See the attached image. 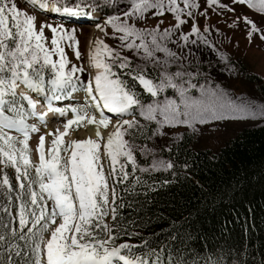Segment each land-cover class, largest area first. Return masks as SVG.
Masks as SVG:
<instances>
[{"label":"snow or ice","instance_id":"1","mask_svg":"<svg viewBox=\"0 0 264 264\" xmlns=\"http://www.w3.org/2000/svg\"><path fill=\"white\" fill-rule=\"evenodd\" d=\"M26 3L42 12L87 18L92 15L88 9L98 7L94 0H26ZM128 4L126 10L106 16L104 26L112 28L111 35L119 44L111 47L101 39L95 41L89 49L90 66L95 74L92 79L84 80L82 74L86 69L71 63L65 50L70 48L76 59H81L75 29L47 22H41L37 29L34 14L21 9L16 0H0V164L5 168L11 166L17 181L14 189L8 174L0 169V194L8 200L3 206L6 215L0 217V229H3L0 252L6 253L7 264H14L13 255L19 257L22 252L23 264H148L141 257L133 260L124 254V250L131 252L134 245L125 242L110 246L117 235L114 231L115 185L129 179V164L133 175L137 172V136L171 135V129L181 125L196 132L197 125L238 116L264 115V104L255 105L244 97H235L215 82L212 79L215 65L210 61L207 71L202 70L200 62L195 64V71L191 70L192 61H188L187 67L179 63L175 72L168 71L172 64L187 60V56L178 55L167 46L171 42L179 48L192 44L196 48L211 49L218 61L225 64V70L231 72L234 65H228L227 54L216 47L217 42L222 43L217 38L223 33L209 23V9L230 28L238 29L243 23L249 41L254 33H259L264 40V27H258L247 15L238 14L235 8L246 5L264 13V0H204L203 7L200 0H128ZM150 11L153 16L168 12L175 22L163 30H160L162 21L155 27H138L137 21L146 20ZM201 16L203 26L199 23ZM189 19L192 23L185 32L182 26ZM95 27L105 32L100 23ZM45 28L51 32L50 46L45 43ZM122 50L131 51L137 61L123 55ZM187 51L188 55L196 54L191 48ZM156 52L165 54L163 66ZM149 62L154 69H160L157 77L148 73ZM20 84L42 96L47 111L60 116L71 112V118L63 123V131L47 133L54 137L47 158L45 134L39 135L36 146L39 163L34 166V176L30 172L33 165L28 155V140L30 133L39 132V128L27 120L35 117L46 123V113L36 111L40 100L26 93L17 94ZM169 89L173 96L167 95ZM77 91L84 93L83 104L54 105L53 102L70 99ZM145 94L152 99L146 102L142 99ZM105 110L114 115V125ZM137 113L146 123L137 119ZM129 115L131 120L123 119ZM84 122L96 126V138L73 139L65 145L62 138L70 126L78 128ZM152 122L155 127L150 128ZM110 125L112 131L105 139L101 128L107 130ZM166 126L168 132H165ZM4 129H14L22 138L17 141ZM180 135L182 138L183 134ZM62 145L65 146L61 148ZM101 146L110 160L111 169L107 174L100 162ZM61 150L66 154L64 157L60 155ZM139 150L145 158L150 151L153 154L151 165L139 167L141 173L175 166L170 160H157L155 149L141 147ZM109 178L114 181L111 227L105 222L109 213ZM13 205L15 216L9 211ZM57 216L60 223L45 241L43 233ZM105 234L107 239L103 238ZM17 240L24 241L23 249ZM152 264H160L159 258Z\"/></svg>","mask_w":264,"mask_h":264},{"label":"trees","instance_id":"2","mask_svg":"<svg viewBox=\"0 0 264 264\" xmlns=\"http://www.w3.org/2000/svg\"><path fill=\"white\" fill-rule=\"evenodd\" d=\"M94 2L96 9L109 13V0ZM147 71L157 77L160 70L148 65ZM246 76L259 80L262 90V79ZM167 95H174L171 89ZM142 99L152 98L145 94ZM136 117L146 123L138 113ZM149 127H155L154 122ZM180 134L182 138L156 150V156L174 163L172 169L141 173L139 167L151 165L152 156L145 158L136 150V174L129 164V179L115 185L117 235L110 246L134 245L124 254L148 264L157 258L160 264H264V122L240 128L214 151L195 148L192 131ZM151 138V133L138 135L137 145L143 147ZM4 171L16 189L11 172ZM7 203L0 194V217H5ZM9 211L15 216L16 206ZM106 223L112 226V215ZM16 243L23 249L24 241ZM24 260L23 252L13 255L14 264ZM0 261L7 264L6 253L0 252Z\"/></svg>","mask_w":264,"mask_h":264},{"label":"rangeland","instance_id":"3","mask_svg":"<svg viewBox=\"0 0 264 264\" xmlns=\"http://www.w3.org/2000/svg\"><path fill=\"white\" fill-rule=\"evenodd\" d=\"M201 6L204 5V0H200ZM227 2V0H224ZM18 6L23 9L24 11L28 12L29 14H34L36 17V26L37 29L41 22H47L52 24H63L67 29H75L76 37L79 41L78 47L81 53V59L77 60L73 51L66 47V53L68 55L69 60L71 63L77 64L78 66H82L86 69V71L82 74V78L84 80L92 79L95 74V69L90 66L89 61V49L92 47L97 39L103 40L111 47H117L119 41L117 38H114L112 33V28L110 26H104V20L107 15L113 13H119L121 10H126L129 6L128 0H115V3H112V0H109V5H106L108 14L102 13L98 9L89 8L88 11L91 12L94 17L87 18L84 16L80 17H71V16H59L52 14L51 12H42L34 8L30 3H26V0H16ZM236 12L241 15H247L253 22L257 24L258 27H264V13L258 12L256 9H249L246 5H236ZM210 13V20L209 23L216 25V27L220 28L221 35L218 37V41L216 43V47L221 51L227 54L228 56V65H234L231 72L225 70V64L220 63L216 57V55L208 48H196L194 45L189 44L187 48H179L176 44L171 42L168 43V47L175 53L181 56H187V60L178 61L177 64H172L168 67V71L175 72L177 70L178 64L183 63L187 67L188 61H192L194 67L191 69L195 71V64L200 62L202 65V70L207 71V62H211L215 65L212 69V79L215 82L220 83L224 86L230 94L235 97H244L245 99L251 101L255 105L264 104V86L262 90L259 88V84L261 83L259 80L251 81L247 76L246 73L254 74L256 78L262 79L264 85V40H261L259 33H254L251 41H249L247 37V29H245L243 23H241L240 28H230L227 24L222 21L221 17H218L216 14L211 12ZM123 19V17H121ZM160 23V30L168 27L170 24H174L173 16L165 12L163 16H153L151 11L146 14V20H138L137 26L138 27H155L156 24ZM220 21L219 23H217ZM131 22V21H130ZM96 23H100L102 27L105 28V32L108 35H105V32H101L99 29L95 27ZM192 21L189 19L186 24L182 26V30L187 32L190 28ZM199 23L201 26L204 24V17H199ZM119 34H117L118 36ZM179 33L176 34L178 37ZM215 32H213V36L215 37ZM45 36L47 37L45 43L50 46V39H51V32L45 28ZM175 38V37H174ZM138 43V41H137ZM193 49V52L196 53L195 55H188L187 49ZM123 55L129 56L133 59L134 62L137 61V57L133 55V53L129 50H122ZM156 57L160 58L161 65L163 66V61L166 59L165 54L162 52H156ZM56 57L53 56V59ZM148 65H152L150 62ZM147 65V66H148ZM243 65V69H240V66ZM70 67V65H69ZM160 70V69H159ZM22 84L18 86L20 88ZM18 88L16 91L18 92ZM19 93V92H18ZM83 93L82 91H77L72 94V97L75 98ZM195 94V92H194ZM30 95L34 99L40 100V103H44L43 97L38 96L35 92H30ZM173 96V95H172ZM71 100V99H70ZM42 101V102H41ZM68 101H64L66 103ZM54 103V102H53ZM54 105H56L54 103ZM57 106V105H56ZM57 115V114H55ZM98 115V114H97ZM109 115L111 119V125L115 124V117L113 114L106 113ZM71 115L66 114L64 118H55L50 117V122L41 123L35 117H29L27 120L28 124L35 123L39 128V132L30 133V137L28 140L29 145V157L33 167L30 169L31 174L35 175V165L39 163V154L36 150V146L39 142V135L41 133L45 134V143H44V152L47 158V151L48 148L51 146V140L54 138L53 136L47 135L49 131L55 133L57 129L63 131V123L66 119H68ZM57 117V116H56ZM54 119V120H52ZM70 119V118H69ZM123 119L131 120L132 116H125ZM264 122V115L257 114L255 116H238L237 118H229V119H222L220 121H215L212 123H208L205 125H197V131L193 132L194 134V147L198 149H209V150H216L218 149L224 141H226L229 137H231L237 130L242 127L249 126V125H256L259 123ZM85 123V122H84ZM84 123L80 127L70 126L68 133L62 138L65 142H70L73 139L76 140H83L86 138H93V135L84 136L82 132L85 130ZM105 130L101 128L104 137L106 139L108 132L112 131V127ZM190 131L186 126H176L175 128L171 129V135H164L160 136L159 134L155 137H152L150 143L144 145L143 147H147L149 150L155 149V158L157 160L161 159L160 157L156 156V150L158 147H165L173 140L177 139L181 132L183 131ZM6 133L11 134L13 137L17 138V141L22 138L21 134L16 132L14 129H4ZM165 132H168V128L166 126ZM127 138V137H126ZM103 144V141L101 142ZM65 145H62L63 148ZM19 146V145H17ZM139 146V145H138ZM142 146H139L137 150H139ZM140 151V150H139ZM60 155L64 157L66 154L61 150ZM101 155V164L103 165V169L105 174L110 172L111 165L110 160L106 156L103 151V147L101 146L100 149ZM151 155V161L153 160V154L150 151L147 156ZM0 169L6 170L7 172H11L13 176L14 182L17 185V181L15 178V171L11 166L5 168L4 165L0 164ZM109 213L105 217L106 222L109 221L112 211V196H111V188L113 185V179L109 178ZM116 193V191H115ZM52 202H48V207L51 209ZM60 223L59 216L56 217L54 223H49L48 228L44 231L43 236L44 240L46 241L50 235L51 230L54 229L56 225ZM43 247V244L41 245ZM43 258V257H42Z\"/></svg>","mask_w":264,"mask_h":264},{"label":"bare ground","instance_id":"4","mask_svg":"<svg viewBox=\"0 0 264 264\" xmlns=\"http://www.w3.org/2000/svg\"><path fill=\"white\" fill-rule=\"evenodd\" d=\"M95 15H92V17H94ZM18 92H19V94L20 93H26L27 95H29V96H31L30 95V92H31V90H29V89H26L25 87H24V85H22L20 88H18ZM77 99L79 98V99H81V100H84V93H81L80 95H78L77 97H76ZM34 99V98H33ZM78 99V100H79ZM57 105V104H56ZM58 106V105H57ZM36 111L37 112H45L46 113V117H45V120H46V122H50V117H55V118H61L62 116H60L59 114H57V113H54V112H50V111H47V106L44 104V103H39V104H37L36 105ZM105 113H107V111L105 110ZM55 114H57V115H55ZM57 116V117H56ZM64 117V116H63ZM62 117V118H63ZM69 119V118H68ZM84 126H85V130H84V132H82V134H84V136H88V135H93L94 137H95V132H96V126L95 125H89V124H87V122H85L84 123ZM101 132H102V130H101ZM102 134H103V132H102ZM103 136H104V134H103Z\"/></svg>","mask_w":264,"mask_h":264}]
</instances>
